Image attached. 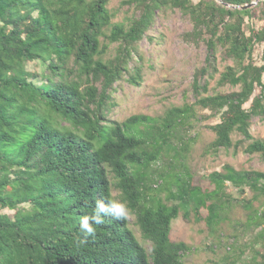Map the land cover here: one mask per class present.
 Listing matches in <instances>:
<instances>
[{"label":"trees","instance_id":"1","mask_svg":"<svg viewBox=\"0 0 264 264\" xmlns=\"http://www.w3.org/2000/svg\"><path fill=\"white\" fill-rule=\"evenodd\" d=\"M111 1L0 0V264H184L193 247L172 239L173 221L219 233L236 205L248 220L213 264H264V171L225 163L203 185L187 137L199 106L219 115L207 151L264 159L252 131L264 122V0H124L133 14L116 22ZM167 9L191 21L186 42L206 46L190 90L163 114L111 119L116 85H142L141 42ZM97 199L126 202L140 236L129 215L108 217L79 243Z\"/></svg>","mask_w":264,"mask_h":264},{"label":"rangeland","instance_id":"2","mask_svg":"<svg viewBox=\"0 0 264 264\" xmlns=\"http://www.w3.org/2000/svg\"><path fill=\"white\" fill-rule=\"evenodd\" d=\"M124 0H112L111 11L116 16L114 22L125 19L133 14V9L124 6ZM192 28L188 17L178 10L167 9L159 12L157 21L148 37L141 42L144 55V80L142 85H134L127 80H121L114 91L116 105L110 113L111 119L124 120L134 113L150 115L163 114L169 107L181 105L183 93L191 88L193 74L205 60L206 46H197L186 42L182 35ZM116 43L110 46L106 58L115 53ZM260 49L256 55L259 56ZM231 62V61H228ZM227 61L219 59V68L223 69ZM30 70L44 71L41 62L30 61ZM216 84L212 81V87ZM227 89V87L222 88ZM219 115L209 109L196 107V116L189 121L187 137H195V142L189 154L188 163L194 171L195 179L203 185H208L206 174L221 170L225 163H231L237 169H258L264 171V159L259 154H248L243 151L222 149L217 155L207 151L208 144L214 138V133L208 125L217 122ZM255 137L264 138V122L256 119L253 128ZM240 136L234 135V139ZM115 194L118 192L114 191ZM260 204H257L259 206ZM131 227L140 236L135 224V216L128 214ZM230 220L222 224L219 233H212L203 222L187 221L182 216L173 221L172 239L185 241L193 249L183 258L184 264H213L224 258L232 248L236 224L245 223L248 214L241 206L236 205L230 212ZM252 232L238 240L234 246H240L245 239L252 237ZM240 244V245H239ZM150 246V243H146ZM261 261L262 258L259 257Z\"/></svg>","mask_w":264,"mask_h":264},{"label":"clouds","instance_id":"3","mask_svg":"<svg viewBox=\"0 0 264 264\" xmlns=\"http://www.w3.org/2000/svg\"><path fill=\"white\" fill-rule=\"evenodd\" d=\"M128 207L122 200L97 199L90 213L81 216L79 221V243H87L88 238L96 236V226L103 225L105 219L122 222L127 218Z\"/></svg>","mask_w":264,"mask_h":264},{"label":"water","instance_id":"4","mask_svg":"<svg viewBox=\"0 0 264 264\" xmlns=\"http://www.w3.org/2000/svg\"><path fill=\"white\" fill-rule=\"evenodd\" d=\"M258 1H259V0H256V1L253 2L251 5H245L244 8H245V7H250V6L256 5V4L258 3Z\"/></svg>","mask_w":264,"mask_h":264}]
</instances>
